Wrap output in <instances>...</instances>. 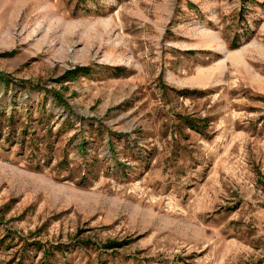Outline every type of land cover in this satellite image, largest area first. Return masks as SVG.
<instances>
[{"label":"rangeland","instance_id":"rangeland-1","mask_svg":"<svg viewBox=\"0 0 264 264\" xmlns=\"http://www.w3.org/2000/svg\"><path fill=\"white\" fill-rule=\"evenodd\" d=\"M0 264H264V0H0Z\"/></svg>","mask_w":264,"mask_h":264}]
</instances>
